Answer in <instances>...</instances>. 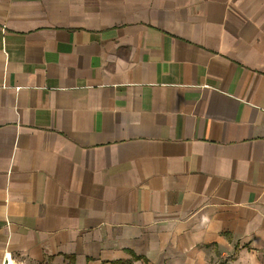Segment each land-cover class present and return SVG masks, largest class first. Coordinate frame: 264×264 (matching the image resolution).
<instances>
[{
	"label": "crops",
	"instance_id": "0c3cea01",
	"mask_svg": "<svg viewBox=\"0 0 264 264\" xmlns=\"http://www.w3.org/2000/svg\"><path fill=\"white\" fill-rule=\"evenodd\" d=\"M264 264V0H0V264Z\"/></svg>",
	"mask_w": 264,
	"mask_h": 264
},
{
	"label": "built area",
	"instance_id": "2783aa9c",
	"mask_svg": "<svg viewBox=\"0 0 264 264\" xmlns=\"http://www.w3.org/2000/svg\"><path fill=\"white\" fill-rule=\"evenodd\" d=\"M2 264H22V263L17 262L12 258V256L9 253H6Z\"/></svg>",
	"mask_w": 264,
	"mask_h": 264
}]
</instances>
